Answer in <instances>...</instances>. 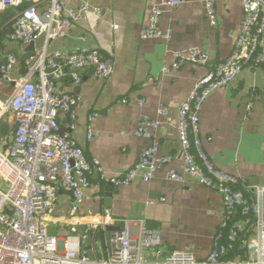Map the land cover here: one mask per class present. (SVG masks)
<instances>
[{
  "label": "built area",
  "instance_id": "2783aa9c",
  "mask_svg": "<svg viewBox=\"0 0 264 264\" xmlns=\"http://www.w3.org/2000/svg\"><path fill=\"white\" fill-rule=\"evenodd\" d=\"M185 2L158 0L140 38L170 41L172 30L162 28L160 19L166 10ZM203 3L210 26L216 28V0ZM242 7L234 49L225 60L212 64L206 52L192 48L174 53L172 63L161 69L162 75L171 77L186 64L208 68L180 106L183 168L168 177L176 182L191 177L216 190L223 200V222L205 259L199 260L190 250H175L163 260L148 262L144 250L160 245V238L143 221L117 219L110 209L92 222L77 216L80 207L93 200L87 192L93 178L105 179L106 175L101 161L88 158L72 136L80 98L60 92L58 87L66 80L80 84L86 70H91L93 79L107 80L115 64L96 49L50 50V44L89 15L101 17L102 8L91 6L90 0H81L77 8L69 7L65 0H0V13L14 10L10 28H0L5 40L30 45L43 39L42 46L26 58V73L19 80L13 77L18 60L15 54H8L0 63V80L15 84L10 98L0 100V124L8 112L15 122L12 140L7 148L0 147V264H264V189L255 187L257 202L248 199L239 178L215 165L204 148L199 128L203 106L213 92L235 81L245 68H264L260 51L264 0H242ZM138 104L143 105L144 99ZM168 111L166 105L157 110L160 117H166ZM62 115L69 118L65 130L59 121ZM97 116V112L88 115L89 140L94 137L92 121ZM161 126V120L143 117L132 135L150 139L151 145L125 173L107 178L113 186H129L136 178L151 181L163 165L172 161L171 155L160 153L155 134ZM60 191L71 196L69 218L73 222L68 233L53 235L49 225ZM79 227L84 229L79 231Z\"/></svg>",
  "mask_w": 264,
  "mask_h": 264
},
{
  "label": "crops",
  "instance_id": "0c3cea01",
  "mask_svg": "<svg viewBox=\"0 0 264 264\" xmlns=\"http://www.w3.org/2000/svg\"><path fill=\"white\" fill-rule=\"evenodd\" d=\"M80 1L65 0L71 8H77ZM157 2L90 0L91 6L102 8L103 15L99 18L89 15L87 20L74 23L64 37L50 44V50L96 49L115 64L107 80L93 79L91 70H86L80 84L66 80L58 87L60 92L80 98L72 136L88 158L101 161L106 175L105 179L93 178L87 191L93 200L83 204L77 216L92 222L110 209L117 219L143 221L160 238V245L144 250L148 262L163 260L175 250H190L203 260L209 255L223 222L222 197L191 177L176 182L168 175L183 168L178 130L180 106L208 68L186 64L171 77L162 75L161 69L172 63L174 53L192 48L206 52L212 64L225 60L232 53L240 30L242 0H216L219 21L216 28L207 20L203 0H186L180 7L166 10L160 19L162 28L172 30L170 41L142 40L140 32L148 24L150 10ZM42 44L43 39L31 46L7 41L2 36L0 63L8 54H15L18 60L13 77L19 80L26 73V58ZM260 51L264 56V38ZM14 85L0 80V100L10 98ZM123 99L128 102H121ZM139 99H144L143 105L138 104ZM160 105L168 106L166 117L159 116ZM94 112L99 116L92 121L95 134L89 140L88 115ZM145 115L161 120L155 137L160 153L173 159L151 181L136 178L129 186L115 187L107 178L125 173L151 145L150 139L132 135ZM4 119L5 128L3 121L0 124L1 148H7L15 130L10 112ZM59 121L62 130L67 129L69 118L62 115ZM199 128L204 148L215 165L237 176L244 194L257 202L255 187L264 189V68H245L235 81L213 92L203 106ZM151 201L153 204L149 205ZM70 206L71 196L60 191L52 224L62 225L65 234L73 222L69 218ZM262 208L264 215V192Z\"/></svg>",
  "mask_w": 264,
  "mask_h": 264
},
{
  "label": "trees",
  "instance_id": "16d2710c",
  "mask_svg": "<svg viewBox=\"0 0 264 264\" xmlns=\"http://www.w3.org/2000/svg\"><path fill=\"white\" fill-rule=\"evenodd\" d=\"M14 12L13 9L7 10L3 13H0V27L11 20V15ZM10 24L5 27V30L9 29ZM3 34L0 33V38H2Z\"/></svg>",
  "mask_w": 264,
  "mask_h": 264
},
{
  "label": "rangeland",
  "instance_id": "374dc122",
  "mask_svg": "<svg viewBox=\"0 0 264 264\" xmlns=\"http://www.w3.org/2000/svg\"><path fill=\"white\" fill-rule=\"evenodd\" d=\"M7 99H8V96H5L4 100H7ZM63 229H64V227L62 225H53V224L49 225V231L53 235L65 234V233H63Z\"/></svg>",
  "mask_w": 264,
  "mask_h": 264
},
{
  "label": "water",
  "instance_id": "95a60500",
  "mask_svg": "<svg viewBox=\"0 0 264 264\" xmlns=\"http://www.w3.org/2000/svg\"><path fill=\"white\" fill-rule=\"evenodd\" d=\"M31 46H33V44ZM5 122H6V120L4 119L3 120V124H2V128H5V126H6V123Z\"/></svg>",
  "mask_w": 264,
  "mask_h": 264
}]
</instances>
